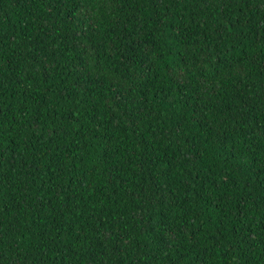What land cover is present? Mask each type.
I'll return each mask as SVG.
<instances>
[{
  "label": "trees",
  "instance_id": "16d2710c",
  "mask_svg": "<svg viewBox=\"0 0 264 264\" xmlns=\"http://www.w3.org/2000/svg\"><path fill=\"white\" fill-rule=\"evenodd\" d=\"M0 264H264V0H0Z\"/></svg>",
  "mask_w": 264,
  "mask_h": 264
}]
</instances>
